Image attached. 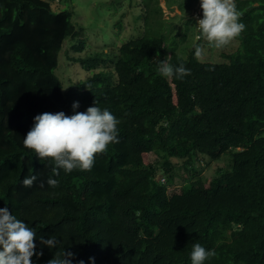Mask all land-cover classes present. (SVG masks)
Here are the masks:
<instances>
[{"label":"trees","instance_id":"obj_1","mask_svg":"<svg viewBox=\"0 0 264 264\" xmlns=\"http://www.w3.org/2000/svg\"><path fill=\"white\" fill-rule=\"evenodd\" d=\"M233 2L246 25L236 48H204L201 37L184 58L146 29L115 50L73 57L91 73L65 91L63 45L72 37L84 46L72 11L0 0V208L32 221L37 236L56 235L72 264H191L197 242L216 253L205 264H264V0ZM165 59L190 75L163 78ZM77 101L79 112L95 102L119 119V143L90 171L54 176L51 158L38 159L23 138L37 114L72 115ZM201 156L227 162L201 177ZM174 159L191 177L169 194ZM36 243L43 255L31 259L48 264L57 250Z\"/></svg>","mask_w":264,"mask_h":264},{"label":"clouds","instance_id":"obj_2","mask_svg":"<svg viewBox=\"0 0 264 264\" xmlns=\"http://www.w3.org/2000/svg\"><path fill=\"white\" fill-rule=\"evenodd\" d=\"M199 4L202 17L194 25L199 34L198 40L203 37L210 45L220 49L244 31L246 25L240 22V13L233 0H199ZM201 54L202 48L196 45L194 55L199 57ZM157 71L167 79H183L190 75V70L183 63L173 65L166 59L160 61ZM71 107L72 115L63 111L37 114L23 138L24 146L33 150L38 159L51 158L54 176H58L61 169L66 174L74 169L90 171L96 154L104 153L109 144L119 143L117 126L120 121L107 108L101 109L94 102L93 106L79 112L78 101L73 102ZM36 180L37 176L31 175L25 177L22 183L30 187ZM47 184L55 188L59 181L49 177ZM40 186L43 187V182ZM31 222L18 219L8 207L0 208V264H34L31 258L35 256L38 260L43 255L42 250H36L37 240L42 248L57 250L48 264H72L73 254L65 249L58 250L61 241L57 236H37ZM215 255L214 250L206 249L198 242L193 243L190 262L205 264Z\"/></svg>","mask_w":264,"mask_h":264},{"label":"rangeland","instance_id":"obj_3","mask_svg":"<svg viewBox=\"0 0 264 264\" xmlns=\"http://www.w3.org/2000/svg\"><path fill=\"white\" fill-rule=\"evenodd\" d=\"M46 1L54 9L71 10L76 29L84 38L81 51L75 49L78 38L71 37L65 41L60 53V64L56 69V74L61 79L65 91L73 82L85 79L91 73L80 62L72 61L73 57H85L93 52L115 50L123 42L142 36L146 29L154 32L156 36H162L161 33H163L162 37L169 42L175 53L186 58L198 36L194 25L202 17L199 0H157L155 3H152V0ZM145 3H151L150 8H144ZM233 40L230 49L237 46L238 40ZM202 43L205 44L204 48L212 46L206 39ZM228 47L229 45L223 48L228 49ZM210 54L206 51L204 59ZM156 158V154H149L151 161H155ZM173 161L176 163L174 169L176 175L174 185L168 188L169 194L180 192L186 179L191 177L189 169L187 170L182 164L183 159ZM226 162L227 159L223 158L215 162L201 156L196 164V170L199 176L210 177L214 175L218 165H225ZM161 173L159 172V178L165 177Z\"/></svg>","mask_w":264,"mask_h":264}]
</instances>
